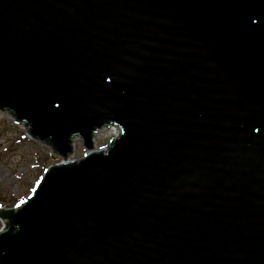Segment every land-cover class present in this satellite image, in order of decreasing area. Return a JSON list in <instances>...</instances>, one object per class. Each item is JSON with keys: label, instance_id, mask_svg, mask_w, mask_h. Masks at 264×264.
Listing matches in <instances>:
<instances>
[{"label": "water", "instance_id": "obj_1", "mask_svg": "<svg viewBox=\"0 0 264 264\" xmlns=\"http://www.w3.org/2000/svg\"><path fill=\"white\" fill-rule=\"evenodd\" d=\"M0 109L61 157L0 209V264H264V0H0Z\"/></svg>", "mask_w": 264, "mask_h": 264}, {"label": "rangeland", "instance_id": "obj_2", "mask_svg": "<svg viewBox=\"0 0 264 264\" xmlns=\"http://www.w3.org/2000/svg\"><path fill=\"white\" fill-rule=\"evenodd\" d=\"M112 137L108 132L98 133L94 148L104 147ZM73 145L70 156L81 157L86 151L82 139L76 138ZM51 153L49 145L30 138L23 125L0 113V205L10 206L19 195L30 194L41 167L58 161L56 153ZM3 225L0 221V228Z\"/></svg>", "mask_w": 264, "mask_h": 264}, {"label": "bare ground", "instance_id": "obj_3", "mask_svg": "<svg viewBox=\"0 0 264 264\" xmlns=\"http://www.w3.org/2000/svg\"><path fill=\"white\" fill-rule=\"evenodd\" d=\"M1 113H2V114L4 113V114L6 115L8 112H6V111H1ZM7 115H10V117H11L12 120H13V122H15V120H14V118H13L14 116H13L11 113H8ZM20 124H21V123H20ZM22 125H23V123H22ZM108 127H109V128H112L111 131L113 130L114 133H117V132H118V128H116V127H114V126H111V125L108 126ZM105 128H107V127H104V128H102V130L97 131L93 136L96 137L97 134H98V133H102V131H103ZM109 128H108V129H109ZM72 139H73V138H72Z\"/></svg>", "mask_w": 264, "mask_h": 264}]
</instances>
